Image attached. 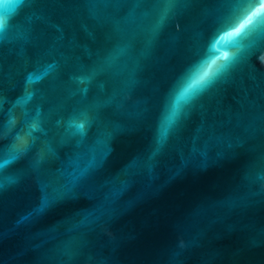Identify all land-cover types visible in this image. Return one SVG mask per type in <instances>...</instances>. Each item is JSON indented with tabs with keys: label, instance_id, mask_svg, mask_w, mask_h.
<instances>
[{
	"label": "water",
	"instance_id": "95a60500",
	"mask_svg": "<svg viewBox=\"0 0 264 264\" xmlns=\"http://www.w3.org/2000/svg\"><path fill=\"white\" fill-rule=\"evenodd\" d=\"M243 7L0 0V264H264V28L163 131Z\"/></svg>",
	"mask_w": 264,
	"mask_h": 264
},
{
	"label": "snow or ice",
	"instance_id": "6c2138e0",
	"mask_svg": "<svg viewBox=\"0 0 264 264\" xmlns=\"http://www.w3.org/2000/svg\"><path fill=\"white\" fill-rule=\"evenodd\" d=\"M262 28H264V0H244V7L238 10L210 41L209 52L215 54V58L207 56L202 60L178 93L173 112L165 122L164 134L174 122L180 105L208 86L225 69L235 63L240 53L246 50L244 40ZM218 61L221 62L218 63ZM74 127L77 133L83 134L86 125L76 123Z\"/></svg>",
	"mask_w": 264,
	"mask_h": 264
}]
</instances>
